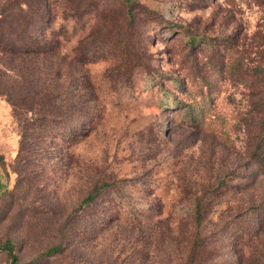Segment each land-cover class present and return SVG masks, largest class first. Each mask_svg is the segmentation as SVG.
<instances>
[{"label": "rangeland", "instance_id": "obj_1", "mask_svg": "<svg viewBox=\"0 0 264 264\" xmlns=\"http://www.w3.org/2000/svg\"><path fill=\"white\" fill-rule=\"evenodd\" d=\"M39 1L0 44L15 264H264V1Z\"/></svg>", "mask_w": 264, "mask_h": 264}, {"label": "trees", "instance_id": "obj_2", "mask_svg": "<svg viewBox=\"0 0 264 264\" xmlns=\"http://www.w3.org/2000/svg\"><path fill=\"white\" fill-rule=\"evenodd\" d=\"M72 2V0H69ZM125 1V7L128 6V2L130 0H124ZM263 2L264 0H257ZM75 5L77 3H74ZM46 5V4H44ZM72 7L73 4L71 5ZM41 2L39 0H0V44L3 40L7 39L9 42L11 41L12 36L16 33L20 35V41L25 36V31L28 29L29 24L31 23V18L33 15L40 9ZM77 7V6H76ZM129 7V6H128ZM125 16L130 17L131 11L129 9H124ZM9 29V33L4 35L5 29ZM23 35V36H22ZM5 50L4 48H0V51ZM24 53L29 52H35L30 50L23 51ZM135 56L132 57L129 61L134 60ZM260 69V68H259ZM263 71V70H262ZM9 93V94H8ZM6 92L5 95L8 96V100L10 104L14 107L17 105L22 104V99L24 98L23 93L20 92L19 97L17 99L12 98V92ZM18 93V92H15ZM25 95V93H24ZM27 95V94H26ZM33 97H31V101L28 103V107H30V110L32 108L36 109H52L56 105V99L57 94H54L53 91H48V93H39V92H33ZM42 95L43 98H34L36 96ZM259 138L257 139L258 143L256 145L255 151L252 155L255 156L256 163L260 164L264 167V119L260 121L259 124ZM106 183H102L100 186L93 187L89 193L83 198L81 205H85L86 203L91 202L95 196L97 195L98 191H100L102 188L106 187ZM195 209L193 214V223L196 227V229L201 227V221H202V213L204 210V205L200 199L197 200L195 203ZM201 242H193V251L200 248L203 243ZM1 246H12V243L9 241H6ZM60 249V246L54 245L53 247L49 248V252H54ZM6 255L8 256V259H10L9 254L6 252ZM16 261V259H15ZM199 261H195V264H198ZM15 264V263H14Z\"/></svg>", "mask_w": 264, "mask_h": 264}, {"label": "crops", "instance_id": "obj_3", "mask_svg": "<svg viewBox=\"0 0 264 264\" xmlns=\"http://www.w3.org/2000/svg\"><path fill=\"white\" fill-rule=\"evenodd\" d=\"M10 108L4 104L2 101H0V113L4 114V115H9L10 114ZM6 117V116H4ZM1 119V117H0ZM9 187V181L8 178L2 168L1 162H0V197L5 194V192L7 191ZM2 252V251H0Z\"/></svg>", "mask_w": 264, "mask_h": 264}, {"label": "water", "instance_id": "obj_4", "mask_svg": "<svg viewBox=\"0 0 264 264\" xmlns=\"http://www.w3.org/2000/svg\"><path fill=\"white\" fill-rule=\"evenodd\" d=\"M0 251H5L9 254L10 260L8 264H14L15 263V252H14V247L12 246H0Z\"/></svg>", "mask_w": 264, "mask_h": 264}]
</instances>
